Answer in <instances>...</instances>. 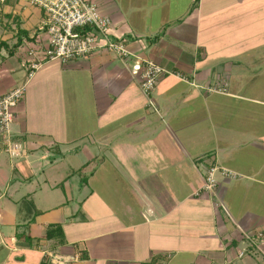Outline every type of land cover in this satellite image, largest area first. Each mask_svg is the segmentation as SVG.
<instances>
[{
    "label": "crops",
    "instance_id": "1",
    "mask_svg": "<svg viewBox=\"0 0 264 264\" xmlns=\"http://www.w3.org/2000/svg\"><path fill=\"white\" fill-rule=\"evenodd\" d=\"M92 1L166 73L147 97L100 50L28 81L45 13L0 4V95L27 83L19 153L0 150V264L263 263L264 0ZM213 166L237 178L208 194Z\"/></svg>",
    "mask_w": 264,
    "mask_h": 264
},
{
    "label": "built area",
    "instance_id": "2",
    "mask_svg": "<svg viewBox=\"0 0 264 264\" xmlns=\"http://www.w3.org/2000/svg\"><path fill=\"white\" fill-rule=\"evenodd\" d=\"M6 1L0 0V4ZM22 1L44 11V29L48 36L46 49L35 47L27 51L25 66L28 70V81L33 78L42 63L60 61L67 64L78 59H87L92 53L100 50L113 52L126 65L128 63L132 74L140 77L141 89L147 97L166 73L158 64L131 53L125 40L114 33L111 19L103 15L92 0ZM174 76L183 79L179 74ZM26 91L27 83L5 95H0V150L3 149L12 156L19 153L20 146L11 140L10 127L16 119V109L24 100ZM218 172L225 177L237 178L233 171L213 166L207 172L203 192L208 194L215 192ZM247 239L253 245L258 242L264 243V233L247 236ZM239 256L242 257L243 253Z\"/></svg>",
    "mask_w": 264,
    "mask_h": 264
},
{
    "label": "trees",
    "instance_id": "3",
    "mask_svg": "<svg viewBox=\"0 0 264 264\" xmlns=\"http://www.w3.org/2000/svg\"><path fill=\"white\" fill-rule=\"evenodd\" d=\"M4 46H6V45L3 44V43L0 44V49L3 48ZM19 46H20V41L14 46V49L16 50ZM10 53L13 54V51H11ZM58 228H60V227H58ZM50 233H51V232H48V237L51 235ZM261 264H264V262L261 263Z\"/></svg>",
    "mask_w": 264,
    "mask_h": 264
}]
</instances>
